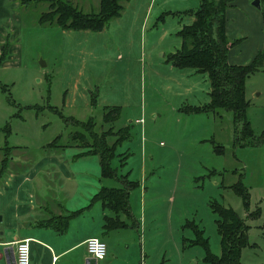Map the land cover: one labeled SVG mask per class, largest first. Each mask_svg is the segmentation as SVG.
Returning a JSON list of instances; mask_svg holds the SVG:
<instances>
[{
    "label": "rangeland",
    "instance_id": "374dc122",
    "mask_svg": "<svg viewBox=\"0 0 264 264\" xmlns=\"http://www.w3.org/2000/svg\"><path fill=\"white\" fill-rule=\"evenodd\" d=\"M71 1L83 13L98 11L99 0ZM43 3L27 11L22 34L0 66V143L26 146L35 158L37 149L60 137L59 144L67 146L57 150L62 164L78 181L92 183L100 178L99 162L75 158L87 151L85 140L91 142L74 122L91 119L99 134L108 129L101 125L103 109L119 107L110 127L114 133L128 127L130 138L116 148L111 168L138 186L129 194L130 228L112 236V249L124 238L138 250L141 245L152 264H204L203 248L184 247L182 239L195 240L196 225L209 252L220 256L210 209L217 203L250 227L251 246L242 250L241 263L264 264V69L246 83V119L254 139L243 145L231 112H184L208 102L207 76H177L173 71L186 69L171 70L166 61L180 48L182 26L192 23L177 11L190 4L198 8L196 0H128L121 16L100 32L37 25L38 15L48 10ZM73 133L83 139L77 134L71 140ZM240 176L250 195L248 212L230 188ZM101 181L108 188L123 186L115 179ZM248 213L258 216L247 220Z\"/></svg>",
    "mask_w": 264,
    "mask_h": 264
},
{
    "label": "crops",
    "instance_id": "0c3cea01",
    "mask_svg": "<svg viewBox=\"0 0 264 264\" xmlns=\"http://www.w3.org/2000/svg\"><path fill=\"white\" fill-rule=\"evenodd\" d=\"M21 1L0 0V55L8 39L7 59L13 44L22 34L27 11L45 4L27 2L22 5ZM252 1L239 0L226 12L227 37L229 40L241 39L228 54L229 63L233 65H249L264 50V0H260V9L253 7ZM177 2L182 3V0ZM190 5L188 9H178L180 17L184 15L182 12L197 9V4ZM5 61L2 64H6ZM170 67L171 70H179ZM263 69L264 66L259 72ZM173 72L184 78L199 75L193 69ZM209 90L208 83L207 97ZM47 145L36 150L40 156L31 158L25 152L26 146H8L6 140L4 144L0 143V172L4 150L10 149L0 181V264H16L15 247L24 240L29 241L30 264H152L145 259L147 256L141 245L138 250L136 245L127 244L124 238H121L123 244L119 242L112 249L110 239L119 235V231L129 229V220L122 215L120 221L125 223V227L105 231L104 218L109 216V212L100 202L92 201L93 195L105 187L102 178L92 183L78 181V175L62 164L59 150L47 149ZM54 218L67 220L64 231L59 233L52 228L51 219ZM134 221L138 226L135 217ZM94 237L107 246V256L100 261H92L85 251V241Z\"/></svg>",
    "mask_w": 264,
    "mask_h": 264
},
{
    "label": "trees",
    "instance_id": "16d2710c",
    "mask_svg": "<svg viewBox=\"0 0 264 264\" xmlns=\"http://www.w3.org/2000/svg\"><path fill=\"white\" fill-rule=\"evenodd\" d=\"M48 2V10L41 13L38 18L39 26L58 27L64 31H90L100 32L112 19L119 18L123 11L122 2L128 0H99L97 13H83L71 1L66 0H22L21 4ZM198 8L195 11L183 13L192 18V23L184 25L178 36L181 47L175 53L166 58L173 68L193 69L199 74H205L209 83L208 102L195 107H185L186 114L213 113L223 109L232 113L233 123L239 130L238 142H253L254 135L250 124L246 119V111L249 102L246 99V83L248 79L258 73L264 64V50L259 52L249 65H233L229 63L228 54L231 48L241 42V39L229 40L226 32V12L235 6L239 0H197ZM27 3V4H28ZM264 15V13L262 12ZM9 49L8 39L3 45L0 55V66L7 59ZM119 107H105L103 109L102 126L108 125L106 131L97 134L94 131L95 124L90 119L86 122L75 121L89 136V143L85 140V153L75 156L77 159L85 157H97L100 169V178L115 179L123 184L120 188L101 187L92 198L94 202H100L102 207L109 212L104 218L103 229L107 232L125 227L120 221L122 215L126 220L132 219L129 205L130 191L138 186L137 183L128 181L126 177H118L111 168V161L115 157L116 148L130 138V129L121 128L115 133L110 127L120 117ZM74 121V120H73ZM83 134H71V140ZM116 137L110 144L108 138ZM60 137L55 138L46 146L47 149H56L61 152L67 146L59 144ZM214 143V142H213ZM220 145H213L214 152H221ZM9 148L4 150V159L1 164L0 181L3 171L6 169L9 157ZM239 196L244 204L246 212L249 206V192L244 187L241 176L237 182L230 187ZM210 209L216 217L214 224L220 237V256H214L209 252L208 243L197 226H193L196 235L195 240L182 239L184 247L189 245L200 246L204 250V264H242L241 252L244 248L251 246L248 241L249 225L241 219L231 208H225L217 203H211ZM258 213H248L249 218H256ZM52 228L57 232L64 231L67 220L62 218L51 219Z\"/></svg>",
    "mask_w": 264,
    "mask_h": 264
},
{
    "label": "built area",
    "instance_id": "2783aa9c",
    "mask_svg": "<svg viewBox=\"0 0 264 264\" xmlns=\"http://www.w3.org/2000/svg\"><path fill=\"white\" fill-rule=\"evenodd\" d=\"M85 251L87 255L95 261H100L107 256V246L99 238H90L85 241ZM15 263L30 264L29 241L24 240L16 244Z\"/></svg>",
    "mask_w": 264,
    "mask_h": 264
},
{
    "label": "water",
    "instance_id": "95a60500",
    "mask_svg": "<svg viewBox=\"0 0 264 264\" xmlns=\"http://www.w3.org/2000/svg\"><path fill=\"white\" fill-rule=\"evenodd\" d=\"M252 6L257 8V9H260V0H253L252 1ZM92 261H95L94 259H92Z\"/></svg>",
    "mask_w": 264,
    "mask_h": 264
}]
</instances>
